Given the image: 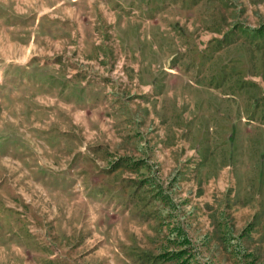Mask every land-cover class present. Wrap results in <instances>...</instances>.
<instances>
[{
  "label": "rangeland",
  "instance_id": "374dc122",
  "mask_svg": "<svg viewBox=\"0 0 264 264\" xmlns=\"http://www.w3.org/2000/svg\"><path fill=\"white\" fill-rule=\"evenodd\" d=\"M0 264H264V0H0Z\"/></svg>",
  "mask_w": 264,
  "mask_h": 264
},
{
  "label": "trees",
  "instance_id": "16d2710c",
  "mask_svg": "<svg viewBox=\"0 0 264 264\" xmlns=\"http://www.w3.org/2000/svg\"><path fill=\"white\" fill-rule=\"evenodd\" d=\"M178 254V253H177ZM178 257L180 258V255H178Z\"/></svg>",
  "mask_w": 264,
  "mask_h": 264
}]
</instances>
